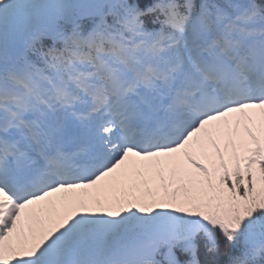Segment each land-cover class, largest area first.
Wrapping results in <instances>:
<instances>
[{
    "label": "snow or ice",
    "instance_id": "6c2138e0",
    "mask_svg": "<svg viewBox=\"0 0 264 264\" xmlns=\"http://www.w3.org/2000/svg\"><path fill=\"white\" fill-rule=\"evenodd\" d=\"M0 264H264V0H0Z\"/></svg>",
    "mask_w": 264,
    "mask_h": 264
}]
</instances>
